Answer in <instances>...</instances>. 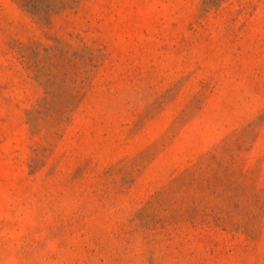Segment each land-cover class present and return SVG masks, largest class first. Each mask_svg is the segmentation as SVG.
I'll use <instances>...</instances> for the list:
<instances>
[{"label":"rangeland","instance_id":"1","mask_svg":"<svg viewBox=\"0 0 264 264\" xmlns=\"http://www.w3.org/2000/svg\"><path fill=\"white\" fill-rule=\"evenodd\" d=\"M0 264H264V0H0Z\"/></svg>","mask_w":264,"mask_h":264}]
</instances>
